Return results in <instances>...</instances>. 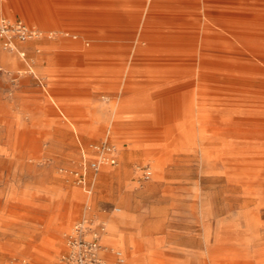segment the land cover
I'll list each match as a JSON object with an SVG mask.
<instances>
[{"label":"rangeland","instance_id":"obj_1","mask_svg":"<svg viewBox=\"0 0 264 264\" xmlns=\"http://www.w3.org/2000/svg\"><path fill=\"white\" fill-rule=\"evenodd\" d=\"M0 16L36 32L0 37V264H57L76 222L111 220L100 256L119 247L123 264H264V0H0ZM102 38L135 75L63 54ZM110 107L144 116L98 124Z\"/></svg>","mask_w":264,"mask_h":264},{"label":"crops","instance_id":"obj_2","mask_svg":"<svg viewBox=\"0 0 264 264\" xmlns=\"http://www.w3.org/2000/svg\"><path fill=\"white\" fill-rule=\"evenodd\" d=\"M65 33H68V32H65ZM2 37V36H0ZM121 39V38H120ZM112 40H115L114 38H104L102 39L103 42H100V43H93L92 45H88V46H82L81 49H79L78 51H76L75 53H71V52H64L63 54L68 57V58H71V59H80V58H86L87 60L88 59H93V60H97L98 62L100 63H107L108 65L109 64H112L113 66H117V68H119V71L120 73H123V74H128V76H133L136 74V72L134 71V66L132 65V62H129L131 61V58L128 60L127 63H123V65H118V64H115L116 62L120 61V60H124V59H119L117 57H120V54H122V46L121 44L116 46V42L112 41ZM118 41V39H117ZM120 41V40H119ZM48 41H45L43 42V46L47 49L49 46H51V44L47 43ZM47 43V44H46ZM123 45L124 42H122ZM131 42H128V45L130 44ZM20 47L22 48H26L27 50H31L32 49V46L33 43L32 42H21L18 44ZM26 46V47H25ZM30 46V48H29ZM28 47V48H27ZM135 49V48H134ZM141 48H138L136 50H139ZM135 50V51H136ZM16 54H17V57L16 59H10L8 60V62L12 65L14 64H17V60L20 59L18 57L22 56L21 58H25L23 57V54L24 52H22L21 50H19L18 48H16ZM44 56V55H43ZM41 56V58H43L45 61H47L48 59V56ZM38 59V58H37ZM174 59V60H173ZM166 60H169V61H178L177 59L173 58V57H167ZM109 68V67H107ZM126 68V69H125ZM28 71H33V67L30 65H28V67L26 68ZM85 69H91V70H94V68L90 65V66H87ZM177 69V68H175ZM183 70V69H182ZM71 71H74V70H71ZM76 71L78 70H75V73ZM55 74L54 76H51L50 78L48 79H44L42 77V79H44L46 82H53L55 79V76H57V72L54 70ZM69 74V73H68ZM72 74V73H70ZM38 77V76H37ZM134 91V90H133ZM140 94H132L128 97V99L130 101H138V100H141L140 98ZM45 100H48L50 102H53V103H56L57 100L56 99H60V97H53L51 95H48V96H45L44 97ZM21 103H18V102H11V105L9 107L10 111L8 112H11V113H16L18 115V108H19V105ZM30 103H28L29 105ZM33 104V103H32ZM7 111V110H5ZM109 113H112L113 114V123H117V124H123V125H128V124H132L134 122V119L133 118H138V117H141V116H144V115H140V114H132V115H128L127 117H125L124 115H121L115 108L113 107H110L107 109V111H104V110H99V111H96L94 113V118H96L97 120V123L98 124H105V123H108V114ZM97 115L99 117H97ZM120 115V116H119ZM19 116V115H18ZM52 118H44V117H39V116H35V115H28L27 119L25 122L23 121H20V118H19V122L20 123H25V124H46V123H49L51 122ZM48 121V122H47ZM72 124H77L76 122H70V125ZM70 133L71 130L69 129ZM84 131V130H83ZM77 136H83L84 137V134L82 133V131L80 133L77 134ZM117 144L119 146H121V142H117ZM146 147V146H145ZM140 157H143V158H150V157H154L155 156V152H152V153H147L146 149H142L140 151ZM100 163L102 164V160H100ZM102 166H104V171L107 173L110 171V168L107 167V165L105 164H102ZM125 173H127L128 171H126V169H124ZM115 210H120L118 207H115L114 208ZM120 213V212H119ZM109 223V226H108V229H107V225H106V228H105V231L104 233L102 234V236L100 237V243L102 245V247H105V244L103 243V236L104 234L106 233L107 230H109L111 233H109L110 235L108 236V241H114V236L116 235H119L120 234L118 233L117 231V225L115 223L114 220H111ZM150 226H153V224H149ZM107 229V230H106ZM144 243H145V250H147L151 245H152V237L149 235V234H145L143 236V238L141 239ZM127 242H131V244H133L134 240L133 238L129 237ZM106 248V247H105ZM105 248H102L101 249V252H103L105 254V252H109L108 250H106ZM111 253V252H110ZM129 256H127V260H126V263H129L133 261L138 263L139 262V258L138 257L139 255H134L133 253H129L128 254ZM104 259H111L112 260V257L111 258H106L104 256H102ZM209 259V258H208ZM202 262L204 261L203 259L201 260ZM58 262V260H57Z\"/></svg>","mask_w":264,"mask_h":264},{"label":"built area","instance_id":"obj_3","mask_svg":"<svg viewBox=\"0 0 264 264\" xmlns=\"http://www.w3.org/2000/svg\"><path fill=\"white\" fill-rule=\"evenodd\" d=\"M31 35H33V29L22 19L15 18L9 21L0 16V36L4 38L3 43L7 47L12 48L14 37L23 40L30 38ZM109 161L114 162V158L110 157ZM91 165L95 166V162L92 161ZM148 176L149 169L145 168L143 177ZM99 232L89 224L82 221L76 222L67 235L66 250L60 254L57 264H105L103 257L98 252L100 247ZM23 264L33 263L24 261ZM113 264H117L116 258Z\"/></svg>","mask_w":264,"mask_h":264},{"label":"bare ground","instance_id":"obj_4","mask_svg":"<svg viewBox=\"0 0 264 264\" xmlns=\"http://www.w3.org/2000/svg\"><path fill=\"white\" fill-rule=\"evenodd\" d=\"M83 19V18H82ZM199 19V18H198ZM216 23V22H215ZM112 25V24H111ZM182 26V25H181ZM201 26H202V24H201ZM224 28V27H223ZM36 35V32H35V30L33 29V35H31V36H35ZM89 35V34H88ZM92 35V34H91ZM91 35L89 36L90 38H91ZM94 35V34H93ZM96 35V34H95ZM30 36V37H31ZM98 39V38H97ZM102 39H104V38H102ZM157 40V39H156ZM183 40V39H182ZM102 41V40H101ZM138 41V40H137ZM148 43V42H147ZM146 45V44H145ZM149 45V44H148ZM220 45V44H219ZM226 46V45H225ZM135 47V46H134ZM191 53V52H190ZM174 60V59H173ZM221 61V60H220ZM17 62H18V60H17ZM166 63H171V62H175V63H179V61H169V60H166L165 61ZM180 62H182V63H184L183 61H180ZM198 62V61H197ZM230 62V61H229ZM185 64V70L186 71H191V70H189L190 68L191 69H193V66H192V64H188V63H184ZM232 64V63H231ZM241 64V63H240ZM239 64V65H240ZM244 64V63H243ZM246 64V63H245ZM30 65V64H29ZM205 65V64H204ZM242 65V64H241ZM253 65H255V64H253ZM245 66H247V65H245ZM250 66V65H249ZM251 67V66H250ZM178 68V67H177ZM181 68V67H180ZM252 68H254V67H252ZM126 69V68H125ZM34 70V69H33ZM259 71H261V70H259ZM120 116V115H119ZM122 129V128H121ZM116 130H118V129H116ZM125 172V171H124ZM149 174H150V170H149ZM247 202V201H246ZM105 228H106V226H104L103 228H102V230L99 232V235H98V243L100 244V247H99V250H98V252H99V254L101 253V249L102 248H105V247H102V245H101V243H100V237L102 236V234L104 233V231H105ZM72 229V228H71ZM109 233H111L110 231H108L107 233H106V241H108L109 239H108V236L110 235ZM131 243V242H130ZM133 244H135V241L133 242ZM109 250L111 251V253H112V260L114 261L115 260V258H116V262H117V264H123V262H124V260H125V256H124V254H123V251H122V249H120L119 247H110L109 248ZM105 260V259H104ZM134 263H136V262H134L133 261V263L132 262H130V264H134ZM129 264V263H128Z\"/></svg>","mask_w":264,"mask_h":264}]
</instances>
